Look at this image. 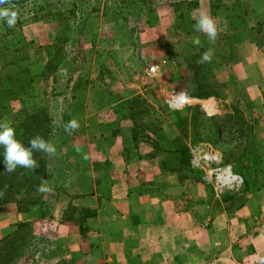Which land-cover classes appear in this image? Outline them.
Returning <instances> with one entry per match:
<instances>
[{
  "label": "rangeland",
  "instance_id": "obj_1",
  "mask_svg": "<svg viewBox=\"0 0 264 264\" xmlns=\"http://www.w3.org/2000/svg\"><path fill=\"white\" fill-rule=\"evenodd\" d=\"M173 1L140 0L121 9L118 0H63L77 6L74 16L37 22L28 20L31 3L29 12L16 8L21 26L4 27L0 18V120L16 126L30 116H48L54 127L64 128L62 117L65 123L79 121L85 100L101 96L103 101L94 105L123 112L137 128L141 148L152 147L167 161L190 166L182 169L186 190L195 186L192 179L200 184L196 192L203 211L231 210L237 224L249 209L255 229L264 202V0H195L180 6ZM197 10L217 19L214 43L194 30ZM197 38L199 46L193 43ZM209 48L214 50L211 63H198ZM72 58L70 73L62 62ZM177 93L188 99L180 109L169 103ZM202 102L216 109H205ZM76 131L50 140L54 156L40 155L46 164L61 161L65 168L64 191L55 203L29 204L39 193L21 189L15 194L19 202L0 205V255L10 257L3 264H39L32 247L47 245L55 233L50 224L57 209L64 210L66 225L85 235L87 212L68 204L66 188L74 170L79 175L70 187L80 190L83 162L98 159L99 153L87 155L86 139ZM225 166L242 181L216 189L210 170ZM244 242L243 256L221 257L217 264H248L259 252L263 258L249 264H264V247L255 246L259 241ZM50 260L46 254L42 262Z\"/></svg>",
  "mask_w": 264,
  "mask_h": 264
},
{
  "label": "crops",
  "instance_id": "obj_2",
  "mask_svg": "<svg viewBox=\"0 0 264 264\" xmlns=\"http://www.w3.org/2000/svg\"><path fill=\"white\" fill-rule=\"evenodd\" d=\"M102 101L101 96L85 100L87 109L77 116L76 131L86 139V154L99 157L83 162L80 190L70 187L79 175L74 170L66 188L68 204L87 212L85 235L66 225L64 210L57 209L50 224L55 233L47 245L32 247L39 264H217L221 257L243 256L244 240L251 237L259 241L256 247H264V202L255 229L251 220L256 217H250L249 209L237 224L231 210L203 211L196 192L200 184L192 179L195 186L186 190L182 169L190 166L167 161L152 147L141 148L133 122L114 106L94 105ZM46 254L49 263L42 262ZM261 258L259 252L246 262Z\"/></svg>",
  "mask_w": 264,
  "mask_h": 264
},
{
  "label": "trees",
  "instance_id": "obj_3",
  "mask_svg": "<svg viewBox=\"0 0 264 264\" xmlns=\"http://www.w3.org/2000/svg\"><path fill=\"white\" fill-rule=\"evenodd\" d=\"M110 2H116V0H109ZM119 1V8L125 9L130 8L131 4L135 1L140 0H118ZM32 3V16L28 19L31 22H37L38 19H54L59 20L60 17L66 18L69 15H75L74 9L77 7L75 4L71 5L70 7L66 6L63 0H58L56 2H41L38 0H6V3L0 5V9H8L9 11H13L16 13V8L19 9H26L27 12L30 11V8L27 6ZM195 0H175L171 4L175 6H180L181 4H194ZM138 4V3H136ZM139 5V4H138ZM133 6V5H132ZM140 6H144L142 2ZM39 9V10H38ZM99 10V9H98ZM39 11L45 12L44 15L38 17L37 13ZM47 16V17H46ZM59 16V17H56ZM16 23L14 26H21L22 20L20 16L16 13ZM55 17V18H54ZM3 25L4 27H8L7 18H3ZM69 26V24L67 25ZM74 29V28H73ZM62 68H66L70 71V73L74 72V59H63ZM70 77H68L69 79ZM65 117H62L63 124H65ZM53 118L46 116L44 120L38 119V116H30L23 123L21 122L19 125L14 126L16 129V136L19 140H21L26 146L28 141L35 135H41L45 140L50 141L55 135L63 134L66 135L64 128L54 127L52 124ZM3 148L0 147V191H4V197L0 198V205L5 203L11 202H19L15 194L24 189L25 191H32L37 192L36 188L40 183L41 177L47 179L49 186L52 188V192L50 194L45 195V197H41L42 194L39 193L38 196L32 197L29 201V204H36V203H55L60 194L64 191L63 187V174H64V166L63 162H55L42 161V157L40 156L42 152L34 153V158L37 160L39 167L34 170L31 169L21 168L18 167L16 171L12 174H7L5 172V167L3 163ZM5 185L7 188L5 189ZM20 209V205L18 206ZM9 241L14 243L10 238ZM3 241H0L2 243ZM12 258V257H11ZM10 260V257L7 255H0V264H3Z\"/></svg>",
  "mask_w": 264,
  "mask_h": 264
},
{
  "label": "clouds",
  "instance_id": "obj_4",
  "mask_svg": "<svg viewBox=\"0 0 264 264\" xmlns=\"http://www.w3.org/2000/svg\"><path fill=\"white\" fill-rule=\"evenodd\" d=\"M6 3V0H0V5ZM198 14L193 16L195 20L194 30L206 35L208 40L214 43L219 35V26L217 19L213 17L207 10H197ZM0 18H7V24L13 26L16 22V13L8 9H0ZM193 43L200 45L199 38L194 39ZM214 56L212 48L204 51L198 63H211ZM79 122L76 119H71L63 125L64 131L71 134V132L79 128ZM0 147L3 148V163L5 172L12 174L18 167L31 169L33 172L39 167L37 160L34 158V153L43 152L49 156L56 154V147L50 141L45 140L41 135L33 136L27 146L17 138L16 129L8 120H0ZM87 159V155L84 156ZM7 185H5V189ZM40 194H50L52 188L49 186L47 179L41 177L40 183L36 188ZM5 192L0 191V198L4 197Z\"/></svg>",
  "mask_w": 264,
  "mask_h": 264
},
{
  "label": "built area",
  "instance_id": "obj_5",
  "mask_svg": "<svg viewBox=\"0 0 264 264\" xmlns=\"http://www.w3.org/2000/svg\"><path fill=\"white\" fill-rule=\"evenodd\" d=\"M187 98L182 93L174 94L170 97V106L176 109L182 108L186 102ZM211 104V103H210ZM207 102H202V106L207 109L208 107ZM212 109V108H210ZM209 109V110H210ZM213 111V110H211ZM211 175L213 176V182L216 189H221L226 186H231L233 184H238L242 181V179L235 175L229 166L221 167V168H213L210 170Z\"/></svg>",
  "mask_w": 264,
  "mask_h": 264
},
{
  "label": "bare ground",
  "instance_id": "obj_6",
  "mask_svg": "<svg viewBox=\"0 0 264 264\" xmlns=\"http://www.w3.org/2000/svg\"><path fill=\"white\" fill-rule=\"evenodd\" d=\"M210 108H212V109H210ZM207 109H210V110H215L216 108H215V105L214 104H209L208 105V107H207Z\"/></svg>",
  "mask_w": 264,
  "mask_h": 264
}]
</instances>
